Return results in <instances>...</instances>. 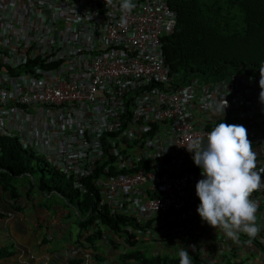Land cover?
Instances as JSON below:
<instances>
[{
  "label": "built area",
  "instance_id": "obj_1",
  "mask_svg": "<svg viewBox=\"0 0 264 264\" xmlns=\"http://www.w3.org/2000/svg\"><path fill=\"white\" fill-rule=\"evenodd\" d=\"M120 2L0 0V136L32 138L81 200L94 198L85 216L72 207L83 222L96 217L89 234L164 259L185 248L207 264H264V189L250 197L259 234L228 237L197 213L204 177L186 148L219 123L243 125L264 169L260 79L172 86L158 53L175 27L166 0H133L128 14Z\"/></svg>",
  "mask_w": 264,
  "mask_h": 264
},
{
  "label": "trees",
  "instance_id": "obj_2",
  "mask_svg": "<svg viewBox=\"0 0 264 264\" xmlns=\"http://www.w3.org/2000/svg\"><path fill=\"white\" fill-rule=\"evenodd\" d=\"M170 6L176 12L177 25L174 33L166 39L163 56L175 86L187 84L192 77L217 81L236 72L254 74L264 66V0H171ZM31 140L26 137L23 142L15 130L0 136V230L5 229L0 231V236L4 238V242L0 243V260L15 256L13 242L8 239L9 250L5 237L6 231H10L6 223L11 211L18 208L15 202L18 198L14 185L16 179L25 176L33 179L36 170L40 174L38 190L47 195L53 192L61 195L67 200L66 205L78 207L84 216L90 211L89 202L93 203L94 198L89 195L85 194L83 200L79 198L80 193L74 188L75 181L52 163L51 166L42 151L31 148ZM26 147H30L29 150ZM36 158L42 161L35 166ZM85 185L87 190L96 191L90 181H86ZM69 191L76 197V203ZM95 218L92 216L84 222L78 218L82 232L75 243L96 250L101 248L98 244L116 248L117 244L113 241L104 242L102 232L88 233V226ZM107 221L116 224L114 218ZM119 232L118 227L113 225L111 233ZM74 254L76 256L65 264H82L78 254ZM130 256L142 258L133 252L126 258ZM164 264H180V259L165 261ZM191 264L207 263L191 259Z\"/></svg>",
  "mask_w": 264,
  "mask_h": 264
},
{
  "label": "clouds",
  "instance_id": "obj_3",
  "mask_svg": "<svg viewBox=\"0 0 264 264\" xmlns=\"http://www.w3.org/2000/svg\"><path fill=\"white\" fill-rule=\"evenodd\" d=\"M171 0H166L167 6L175 16V27L171 34H168L159 47V57L165 67L163 47L166 39L175 31L177 25L176 12L170 6ZM111 3V0H106ZM120 10L124 14L131 13L136 4L133 0H121ZM122 21L124 17L122 16ZM253 77L259 80L260 101L264 103V66L254 74L236 72L221 80H231L234 77ZM208 81L204 78L190 80L187 84L172 86L176 88H186L193 84L204 86L210 83L219 82ZM228 106L224 99L222 111ZM252 142L248 139L247 129L243 125L217 124L208 134L207 142L195 141L187 150L193 153L194 164L201 169L203 179L196 184V195L200 200L197 213L203 222L213 228L222 229L230 238H238L240 233L246 234L250 239H254L261 231L257 225V205L250 197L260 189H264L262 174L264 169L257 171V153L253 150ZM180 264H191L190 255L187 249L181 248L179 251Z\"/></svg>",
  "mask_w": 264,
  "mask_h": 264
},
{
  "label": "rangeland",
  "instance_id": "obj_4",
  "mask_svg": "<svg viewBox=\"0 0 264 264\" xmlns=\"http://www.w3.org/2000/svg\"><path fill=\"white\" fill-rule=\"evenodd\" d=\"M199 79H200L199 77H192L190 80H199ZM31 143H32V140H31ZM29 148L27 149L29 150ZM38 161H42V160H40L39 158H36L34 160L35 166L37 165ZM51 166L53 165L51 164ZM49 174H47L48 179L50 178ZM39 177H40V174L36 172L35 170L33 179L29 176H25L22 179L15 180L16 182L14 184H16L15 187L17 188V193H18V198L15 200V202L23 203V204L25 203L27 206L32 205L33 203L34 205H37L38 207L43 208L47 212L49 211V212H54L55 214L56 213L59 214L58 217L60 216L61 218H60V224L58 227V231H55L56 227L51 228V230L50 229L42 230V232H46L45 235H43L42 237V240L45 239L46 242L42 245L43 257H42L41 264H62L63 258L61 257V254L57 252H61L62 250H68L66 248L67 244L69 245L73 244L75 240L77 239L78 234L82 232V229L80 228L79 221L77 218V216L79 215H78L77 210L74 211L70 205L69 206L66 205L67 200L61 195H58L57 193H54V192L52 194L47 195L41 192L40 190H38L37 185L39 183ZM69 195L73 198L72 201L76 203V197L72 194V192L69 191ZM30 197H32L33 199L31 202H30ZM23 204H20V205H23ZM89 204L91 205L92 202H89ZM56 208L57 210H54ZM71 210L73 211L71 212ZM12 211H14V209H12ZM29 212H30V209H28L26 206L22 210L23 218L28 221H30L32 218L30 217ZM31 215L33 214L31 213ZM54 216L52 217L54 218ZM18 217L19 215H17L16 213H12L8 220H11V223H13L12 219L16 218L18 221ZM11 223L10 225H8L9 228H11V225H12ZM12 231H13L12 235L15 236L16 239H17V236H25L26 234V230L25 231L23 230L22 233L17 232V229H12ZM5 239L7 241L6 248L11 250V246L8 243V240L6 237ZM110 239H112V237H110ZM0 241H1L0 243L4 242L3 236H0ZM112 241L115 244H117L115 251L109 245L102 246L101 249H99V253L103 255L105 259H108L110 256L114 255L117 252H123L124 253L123 256L125 257L126 255L128 256L129 254L134 252V255L139 254L142 256L141 259H138L139 261L143 262L142 264H164L165 261L172 262L173 260H175V257H169L165 260L164 257L155 256L153 254V251H151L150 249L143 250L142 252L139 251L140 249L126 250L123 246L120 245L119 239L113 238ZM99 242L103 244L101 241ZM104 242L107 243L108 240L104 239ZM14 251H15V256H17L19 254V249L14 250ZM50 253H52V256H49ZM15 256L14 255L11 256L10 259L14 260ZM25 256H28V255H25ZM72 257H75L73 250L71 252L69 251V258H72ZM78 259L82 261V264H86L84 257H79ZM244 259L245 261L247 260L251 261V256L249 254H245ZM91 263H93V261H91ZM36 264H39V263H36Z\"/></svg>",
  "mask_w": 264,
  "mask_h": 264
},
{
  "label": "crops",
  "instance_id": "obj_5",
  "mask_svg": "<svg viewBox=\"0 0 264 264\" xmlns=\"http://www.w3.org/2000/svg\"><path fill=\"white\" fill-rule=\"evenodd\" d=\"M32 200H33L32 197H30V202ZM20 204H23V203H16L18 208L15 209L13 212L11 211V214L16 213L17 215H19L18 221L16 218H13L12 219L13 223H11V220H8L9 222L6 223L7 227L8 225H10V223L12 224L11 228H9L10 231H6V235H7L6 238L7 240L10 239L11 242H13L12 250L19 249V254L14 257V260L12 259L0 260V264H36V263L41 264L42 257H43L42 245L46 242L45 239L42 240L43 235H45L46 233V232H42V230L43 229L51 230V228L56 227L55 231H58L61 217L60 216L58 217L59 214L56 213L57 214L56 215L54 212H49V211L47 212L43 208L38 207L37 205H34L33 203L32 205H29V206H27L25 203L23 205H20ZM25 206L28 209H30L29 214H30V217H32L30 221L23 218L22 210L24 209ZM54 210H57V208ZM31 213L33 215H31ZM52 216H54V218ZM12 229H17V232L19 233H22L23 230L24 231L26 230V234L25 236H17V239H18L17 241L16 237L12 235L13 234ZM2 230L5 231L4 228H2ZM98 246L102 247L99 244ZM103 246H107V245H103ZM66 248L68 250H62L61 252H57V253H60L61 257L63 258L62 264H65V262L68 259H70L69 251L71 252L72 250H73V253L76 252L78 254V257H84L85 255H89L91 260L93 261V263L91 264H103V263L134 264L135 262H133V260L136 261V264L143 263L133 256L126 258L125 256H123V252H117L114 255L110 256L108 259H105L104 256L99 253L98 249L96 250L95 248L92 249L90 247H82L76 244L75 242L70 245L67 244ZM76 248L77 250H75ZM112 249H114V251L116 250V248H113V247ZM25 255H28V256H25ZM49 256H52V253H50ZM97 256H99V259L97 258Z\"/></svg>",
  "mask_w": 264,
  "mask_h": 264
}]
</instances>
